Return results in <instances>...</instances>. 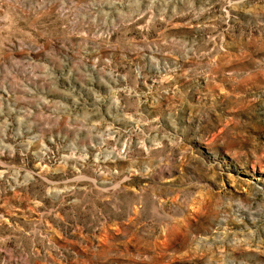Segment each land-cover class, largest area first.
I'll list each match as a JSON object with an SVG mask.
<instances>
[{"label":"rangeland","instance_id":"obj_1","mask_svg":"<svg viewBox=\"0 0 264 264\" xmlns=\"http://www.w3.org/2000/svg\"><path fill=\"white\" fill-rule=\"evenodd\" d=\"M0 264H264V0H0Z\"/></svg>","mask_w":264,"mask_h":264}]
</instances>
